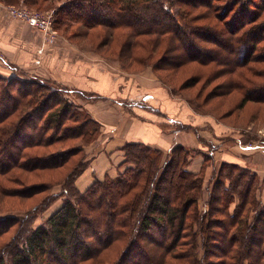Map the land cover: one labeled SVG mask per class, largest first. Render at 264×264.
<instances>
[{"label":"trees","instance_id":"trees-1","mask_svg":"<svg viewBox=\"0 0 264 264\" xmlns=\"http://www.w3.org/2000/svg\"><path fill=\"white\" fill-rule=\"evenodd\" d=\"M5 1L42 8L50 0ZM214 1L65 0L56 9V24L72 20L88 29L129 30L133 62L145 60L134 57L136 47L149 43L140 37H152L157 47L170 41L161 56L168 64L159 69L171 73L178 62L227 65L235 75L232 91L243 95L240 104L264 102V66H249L264 64V0H237L225 16L217 15L221 22L200 25L197 20L209 14L195 9H222ZM28 78L0 76V207L10 203L8 197L32 198L58 183L64 185L59 194L40 203L48 198L47 208L65 198L37 227L31 225L40 203L25 216L0 215V237L20 223L0 245V264H264V182L257 173L229 163L228 172L217 171V179H211L202 208L205 166L199 172L187 169L186 146L165 155L129 142L123 148L131 163L126 170L116 178L96 179L82 192L76 179L88 166L83 145L98 138L101 124L67 98V88ZM66 140L81 142L37 152ZM75 152L80 158L67 168ZM47 171L60 175L28 183Z\"/></svg>","mask_w":264,"mask_h":264},{"label":"rangeland","instance_id":"rangeland-1","mask_svg":"<svg viewBox=\"0 0 264 264\" xmlns=\"http://www.w3.org/2000/svg\"><path fill=\"white\" fill-rule=\"evenodd\" d=\"M65 0H50L46 6L42 8H38L35 6H31L21 1L19 3H7L5 0H0V11L4 10L11 18L20 20L17 16L12 15L10 13V6L15 5L19 7H27L31 9H35L41 12L54 10L55 11V23L54 26V36L55 40L50 41L41 30H36L40 33L42 42L45 45L49 46H59L71 49L75 52V48H81L85 52L89 53V57L91 61L94 63H102L106 65L109 70H111L114 75L122 76L126 78L130 83L138 85L128 87L126 84H122L120 89H122V93L126 94L125 97L128 103L126 105V101H121L119 103V99L115 100L117 106H115L114 111L116 113L120 112L123 108H131L134 110L135 102H138L142 98L143 93H151L153 89H164L166 93L174 100V102H182V105H187L189 111H191L193 116L189 115V111L187 113L189 122L188 125L182 124L181 121H176L178 119H173L172 123L174 126L173 133L177 132H195L197 134V129L201 128L206 130L207 132L212 131L210 126L211 124L219 125L223 131H233V133H239L241 136H245V134L255 133L256 135H262V139H264V102H254L247 101L244 104H240L243 99L242 93L235 90L232 91L233 88V78L234 74L232 72L228 73L230 68L227 65H217L214 63L211 64H203L201 62H189L186 64L176 63L177 67L174 71L170 73V70L159 69L158 67L167 65L168 62H164L161 60V56L168 48L169 42L161 43L160 47L156 46V43L153 41L152 37H140L139 41L145 42L149 41L145 47H136L134 57L138 55H142L145 57V60L139 62L132 61L133 52L129 51L130 46L128 45V41H130L129 30L123 29H111L105 26H99L96 28H90L76 23L74 21H67V24H56V9L58 6L62 5ZM237 0H215L213 2L214 5L219 6L222 9H215V12L206 6L201 5L197 9H195L196 14H209L210 17L204 16L202 19H198L197 22L202 25L206 24V22H221L217 15L225 16L227 11L231 8L234 2ZM243 1V0H242ZM186 9V8H183ZM182 10V8H181ZM177 13V11H174ZM219 13V14H218ZM179 19V16L173 18V21ZM167 22H170L168 20ZM27 23V22H25ZM28 24V23H27ZM172 40V39H171ZM138 41V42H139ZM173 46H177V43L174 41V44L170 46L171 50ZM74 48V49H73ZM146 48V49H145ZM131 55V58H130ZM173 54H168L171 56ZM150 58V59H148ZM264 66V64L251 63L249 66ZM259 68V67H258ZM241 70V69H239ZM245 73L250 76L251 73L249 70H245ZM1 77L12 78V76H3ZM19 80L28 81L30 80L28 77H15ZM45 81H52L57 85H62L51 79H44ZM145 82V84L142 83ZM152 86V87H151ZM17 87H12L15 90ZM148 91V92H146ZM65 94V93H64ZM71 94V93H70ZM77 96L87 97L91 100L95 101L96 97H93L94 94H89L86 91L80 90L76 93ZM67 98L70 99L72 103L76 106L77 104L70 98V95L67 94ZM74 98V96H73ZM121 100V99H120ZM79 106V105H78ZM80 107V106H79ZM18 115L12 116L11 119H16ZM10 120V119H9ZM195 122H199L200 125L196 128L191 124ZM191 123V124H190ZM180 124V126H177ZM40 124H38V128H40ZM177 126V127H176ZM179 133V134H180ZM178 134V133H177ZM243 142H245V139ZM95 141V140H94ZM76 142H81L79 140H66L60 143H57L53 146H49L46 148H39L37 152H50L56 148H66L70 145H77ZM93 142V141H92ZM91 142V143H92ZM83 144V143H82ZM90 144V143H89ZM89 144H84L83 150L86 154V158L89 161V155L86 151V146ZM218 143L208 144L205 151H201L200 149H195L192 147H187L189 152L190 163L197 158L202 157L205 166L204 170V182H205V191L201 200L208 196V187L211 184V179L214 181L217 179L216 173L220 170L229 171L230 168L227 166L229 162H221L216 161L213 155V151L215 147H217ZM80 146V145H78ZM181 146L179 144H175L169 152L163 151L165 155L171 153L172 150ZM124 161L122 163V170L119 174L123 173L126 168L131 164L126 161V153L123 149ZM76 155L72 157V161L68 164L67 168H69L72 164H74L75 160L77 161L80 158V154L78 152ZM197 164V163H196ZM190 165V164H189ZM189 165L187 169L189 168ZM202 165V167H203ZM212 167V172L209 175V182H206V166ZM202 169V168H201ZM249 169V168H247ZM67 170V169H66ZM45 177H36L32 176L28 179V183H32L37 181L38 179L47 180L49 178H56L60 175L58 171H47ZM118 174V175H119ZM117 175V176H118ZM108 176V175H106ZM105 176V177H106ZM110 176V175H109ZM117 176L113 177L116 178ZM215 176V177H214ZM104 177V178H105ZM103 178V179H104ZM95 182V181H94ZM93 182V183H94ZM6 184L12 186L13 188L19 187L17 183L7 181ZM63 183H58L53 185L51 188H47V191L40 192L38 194L33 195L32 198L21 199L18 196L8 197L7 200L10 203H6L4 209L0 207V215L5 216H25L26 211L29 208L40 203L44 196L48 197L51 194H59L61 189L63 188ZM264 187V185H263ZM89 188V187H88ZM87 188V189H88ZM86 189V190H87ZM25 194V193H24ZM64 196H60L53 204L49 205L47 208L45 207V203H48L47 200L43 203L41 202L38 206L39 209L35 210L36 218L32 221V227H37L38 225L46 222V220L52 215L59 207L63 205ZM200 200V201H201ZM234 207V204L231 208ZM25 214V215H24ZM221 217V216H220ZM20 223H17L16 226L12 227L9 232H6L4 235L0 237V245L5 240H8L12 234H14ZM215 260H219L217 257H214Z\"/></svg>","mask_w":264,"mask_h":264},{"label":"crops","instance_id":"crops-1","mask_svg":"<svg viewBox=\"0 0 264 264\" xmlns=\"http://www.w3.org/2000/svg\"><path fill=\"white\" fill-rule=\"evenodd\" d=\"M0 75L37 77L61 83L69 90L70 98L101 124L98 138L86 146L88 166L76 179V186L82 192L96 179L119 174L124 161L123 148L129 142H141L165 152L175 144L204 152L208 144L218 143L213 151L216 161L249 168L264 182V148L249 146L253 142L264 144L262 135L250 133L241 136L231 130L223 131L216 124H211L212 131L207 132L201 129L204 122L190 123L196 128L200 125L198 135L195 132L173 133L172 120L178 119L176 121L188 125L189 109L182 102H174L164 89L143 93L144 100L135 102L134 110L123 108L116 113L115 100L119 99V103L126 101L129 107L125 97L130 96L122 93L121 85L134 87L137 83L132 84L126 78L114 75L102 63L92 62L89 53L81 48H75L73 52L69 48L45 45L36 28L11 18L4 10L0 11ZM142 83L145 84L144 81ZM80 90L94 94L95 101L77 96ZM203 162L202 157H197L188 169L199 172ZM211 172L209 165L206 167V182H209ZM261 198L264 202V187ZM205 202L206 198L201 200L202 208Z\"/></svg>","mask_w":264,"mask_h":264},{"label":"built area","instance_id":"built-area-1","mask_svg":"<svg viewBox=\"0 0 264 264\" xmlns=\"http://www.w3.org/2000/svg\"><path fill=\"white\" fill-rule=\"evenodd\" d=\"M10 13L17 16L19 19L27 22L30 26L41 30L50 41L55 40L54 26L55 11L49 10L41 12L27 7L10 6ZM264 136V135H263ZM249 146L255 148H264V144L253 142Z\"/></svg>","mask_w":264,"mask_h":264}]
</instances>
